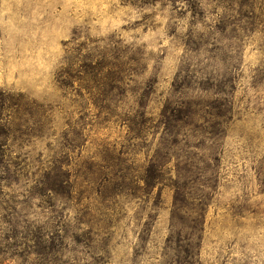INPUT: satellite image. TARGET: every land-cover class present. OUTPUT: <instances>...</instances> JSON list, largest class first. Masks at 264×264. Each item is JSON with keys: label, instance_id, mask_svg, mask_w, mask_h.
Wrapping results in <instances>:
<instances>
[{"label": "rangeland", "instance_id": "1", "mask_svg": "<svg viewBox=\"0 0 264 264\" xmlns=\"http://www.w3.org/2000/svg\"><path fill=\"white\" fill-rule=\"evenodd\" d=\"M0 264H264V0H0Z\"/></svg>", "mask_w": 264, "mask_h": 264}, {"label": "trees", "instance_id": "2", "mask_svg": "<svg viewBox=\"0 0 264 264\" xmlns=\"http://www.w3.org/2000/svg\"><path fill=\"white\" fill-rule=\"evenodd\" d=\"M160 181H161V174H160V175H158L157 185H159V184H160Z\"/></svg>", "mask_w": 264, "mask_h": 264}]
</instances>
